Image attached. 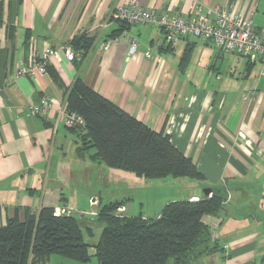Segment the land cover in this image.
Listing matches in <instances>:
<instances>
[{
	"label": "crops",
	"instance_id": "1",
	"mask_svg": "<svg viewBox=\"0 0 264 264\" xmlns=\"http://www.w3.org/2000/svg\"><path fill=\"white\" fill-rule=\"evenodd\" d=\"M128 2L0 0V225L11 217L24 219L27 208H66L59 201L66 199L61 178L71 173L65 163L68 140L76 144L75 159L82 157L77 152L80 137L58 120V112L81 77L152 129L169 134L175 146L194 160L201 174L195 179L201 182L183 180L192 186L186 198L205 197L203 187L225 193L222 213L212 218L222 228L213 239L225 253V263L264 264L256 248L257 207L264 208V75L252 73L257 62L245 57L244 63L235 53L225 55L211 41L183 37L169 46L162 27L127 24L111 16ZM140 3L148 10L186 17H212L214 8L229 7L264 30V0ZM132 41L138 44L134 54L129 53ZM108 43L112 44L106 48ZM47 46H69L77 58L52 57L44 74H16L21 64H30L34 52ZM148 50L162 59L147 58ZM226 56L235 71L221 77ZM218 64L220 80L211 85L208 79L215 77ZM45 99L51 107L32 113L31 105ZM255 185L261 191L252 199L248 191ZM74 261L53 254L48 264Z\"/></svg>",
	"mask_w": 264,
	"mask_h": 264
},
{
	"label": "trees",
	"instance_id": "2",
	"mask_svg": "<svg viewBox=\"0 0 264 264\" xmlns=\"http://www.w3.org/2000/svg\"><path fill=\"white\" fill-rule=\"evenodd\" d=\"M66 107L85 120L80 127L65 124L80 137L77 152L82 158L87 155L149 179L201 178L194 160L175 146L169 134L152 129L81 77L66 94ZM225 200V193L216 188L197 200H170L152 217L120 213L121 200L100 204L97 217L105 225L92 245L93 254L73 213L57 214L54 205L36 211L27 208L24 219L11 217L0 225V264H48L53 254L81 262L96 255L98 264H196L205 253L221 249L204 216H219Z\"/></svg>",
	"mask_w": 264,
	"mask_h": 264
},
{
	"label": "rangeland",
	"instance_id": "3",
	"mask_svg": "<svg viewBox=\"0 0 264 264\" xmlns=\"http://www.w3.org/2000/svg\"><path fill=\"white\" fill-rule=\"evenodd\" d=\"M261 13H257L259 15ZM261 26H264L262 23ZM225 55H228L225 53ZM242 62H246V58L240 55H235ZM221 65H217L215 70V77L210 76L208 81L211 85L218 82L219 75L221 77L230 74L234 70H230L227 56ZM238 61V60H237ZM221 59H218V63ZM222 74L216 73V69L220 68ZM262 65L257 62L252 66V73L261 76ZM229 71V73H228ZM213 73V71H211ZM235 73V72H234ZM67 153L65 154L67 167L71 173L66 172V176L61 178L63 180V199L60 205L65 206L70 213H73L79 218V222L83 229L84 239L91 243L90 252H95V247L92 246L100 239L104 222L97 217V211L100 204L104 205L114 200L123 201L119 212L126 215H135L142 213L143 215L152 217L156 216L163 205L169 200L174 198H186L192 186L184 183L183 180H191L194 182H201L195 178L172 177L149 179L139 177L134 171L125 170L120 168H113L107 166L105 163L93 161L87 155L84 158L76 160L74 157L75 143L73 140H68ZM62 152V151H61ZM70 165V166H69ZM169 180V181H167ZM177 180V181H175ZM194 187V186H193ZM201 188V193L204 194V189ZM261 189L258 185L252 186L248 191L250 197L255 199L256 194L260 193ZM61 195V194H60ZM246 196V194H245ZM123 208H125L123 210ZM258 214L256 215L258 221L256 223L259 236L257 238L256 248L258 254L264 256V208L257 207ZM213 215H205L204 219L211 227L212 235L221 233L222 228L215 226L212 221ZM218 237V236H217ZM215 253H205L198 259L196 264H226L225 253L222 249H214ZM260 261V260H259ZM76 264H98L96 255H93L89 261ZM80 262V261H79ZM260 263V262H259ZM195 264V263H194Z\"/></svg>",
	"mask_w": 264,
	"mask_h": 264
},
{
	"label": "built area",
	"instance_id": "4",
	"mask_svg": "<svg viewBox=\"0 0 264 264\" xmlns=\"http://www.w3.org/2000/svg\"><path fill=\"white\" fill-rule=\"evenodd\" d=\"M196 5L200 10V3L196 2ZM111 16L127 24L154 23L162 27L165 31V40L169 46H175L183 37H194L211 41L225 53H235L253 62L264 63V30H258L248 17L238 14L229 7L214 8L212 17L205 14L186 17L168 11L148 10L141 5L140 0H129L127 4L117 6L112 11ZM110 44L108 43L106 48ZM137 46V42L132 41L129 53L134 54ZM145 55L147 58L157 61L162 59L161 55L154 54L152 50L146 51ZM52 57L57 61L64 58L74 60L77 58V54L69 46H63L62 48L47 46L44 50L34 52L30 64H21L16 74L30 77L35 76L37 73L44 74L47 72V61ZM262 74L264 75V71ZM51 105V101L45 99L41 104L31 105V112L39 114L50 108ZM58 120L73 127H80L85 123L82 115L67 109L66 99L59 107ZM191 199L197 200L199 198L194 197ZM66 210V208H57L56 213H67Z\"/></svg>",
	"mask_w": 264,
	"mask_h": 264
},
{
	"label": "water",
	"instance_id": "5",
	"mask_svg": "<svg viewBox=\"0 0 264 264\" xmlns=\"http://www.w3.org/2000/svg\"><path fill=\"white\" fill-rule=\"evenodd\" d=\"M212 192H213L212 188L207 187L206 189H204L205 196L211 195ZM66 212L68 213L69 210L67 209Z\"/></svg>",
	"mask_w": 264,
	"mask_h": 264
}]
</instances>
